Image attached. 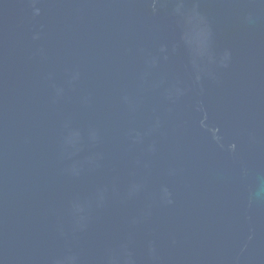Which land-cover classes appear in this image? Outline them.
<instances>
[{
    "label": "water",
    "instance_id": "1",
    "mask_svg": "<svg viewBox=\"0 0 264 264\" xmlns=\"http://www.w3.org/2000/svg\"><path fill=\"white\" fill-rule=\"evenodd\" d=\"M0 264H264V0H0Z\"/></svg>",
    "mask_w": 264,
    "mask_h": 264
}]
</instances>
